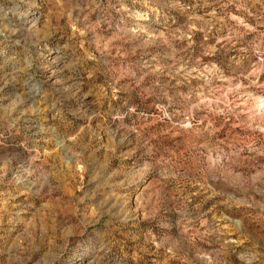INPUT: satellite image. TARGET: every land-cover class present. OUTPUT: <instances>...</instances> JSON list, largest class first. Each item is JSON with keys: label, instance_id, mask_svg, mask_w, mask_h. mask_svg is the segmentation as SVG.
I'll list each match as a JSON object with an SVG mask.
<instances>
[{"label": "rangeland", "instance_id": "obj_1", "mask_svg": "<svg viewBox=\"0 0 264 264\" xmlns=\"http://www.w3.org/2000/svg\"><path fill=\"white\" fill-rule=\"evenodd\" d=\"M0 264H264V0H0Z\"/></svg>", "mask_w": 264, "mask_h": 264}]
</instances>
